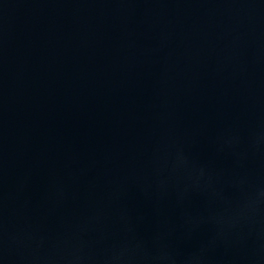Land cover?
<instances>
[{
  "label": "water",
  "instance_id": "1",
  "mask_svg": "<svg viewBox=\"0 0 264 264\" xmlns=\"http://www.w3.org/2000/svg\"><path fill=\"white\" fill-rule=\"evenodd\" d=\"M0 264H264V0H0Z\"/></svg>",
  "mask_w": 264,
  "mask_h": 264
}]
</instances>
